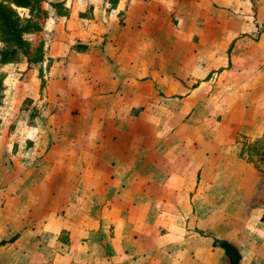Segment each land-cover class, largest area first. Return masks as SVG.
I'll use <instances>...</instances> for the list:
<instances>
[{
  "label": "crops",
  "instance_id": "crops-1",
  "mask_svg": "<svg viewBox=\"0 0 264 264\" xmlns=\"http://www.w3.org/2000/svg\"><path fill=\"white\" fill-rule=\"evenodd\" d=\"M110 1L74 23L65 8L48 57L15 63L40 113L16 134L29 196L25 177L0 186L10 233L28 211L47 227L27 232L77 243L47 264H230L216 239L264 264V0Z\"/></svg>",
  "mask_w": 264,
  "mask_h": 264
},
{
  "label": "rangeland",
  "instance_id": "rangeland-1",
  "mask_svg": "<svg viewBox=\"0 0 264 264\" xmlns=\"http://www.w3.org/2000/svg\"><path fill=\"white\" fill-rule=\"evenodd\" d=\"M62 3V6H56L55 3ZM95 3L97 5L100 4V0H42L41 2V8L30 10L27 8H17V11L20 15V18L22 20L23 24L31 23V24H39L40 30L33 31L31 33H25L24 37L26 40L27 45L30 46V52L28 55L21 54L20 61H24V66L28 68V70L32 67L31 64L36 63L40 60V57H48L47 55V45L45 43V40L43 39L45 36L44 32L46 29H48V26L50 25L51 29H56V27L61 28L62 24L70 23L68 20L72 19V22H79L80 20L86 21L87 17H90V15H93L94 17V7ZM111 4H113V1H110ZM88 6V7H87ZM68 11L67 17L69 19H64V17L61 16V13L64 12V9ZM62 11V12H60ZM72 12V13H71ZM72 16V18H70ZM80 19V20H78ZM61 21H64L63 23ZM71 21V20H70ZM71 23V24H73ZM72 27V26H71ZM75 28V27H74ZM45 29V30H44ZM51 29L47 32L50 33ZM44 32L43 35H41V32ZM37 35L38 37L42 38L41 40L38 39L37 41L32 37L33 35ZM36 37V36H34ZM36 44V45H35ZM5 43L1 41L0 39V52L5 49ZM50 49V47H49ZM19 61V62H20ZM15 63L14 64H8L3 65L0 63V77L4 76V84L7 86V89L5 91V97L2 100V104L0 106V186L2 184H8L9 182H13L14 178L16 177H25V185L27 188L23 191H19V195L23 196L26 194V196H29L30 194V183L32 182V176L29 172H24L20 174L16 170V155H18L21 151H23V165H26L25 161L29 160L28 164H31V154L28 153L29 151H32L33 149V141L30 139L21 141L16 136L17 133L25 134L26 122L28 124H33L36 117L39 115L40 110L34 106V98H26L25 100H22L18 97L17 92V84H18V69H16ZM33 68V67H32ZM21 71H19L20 73ZM26 72H28L26 70ZM25 73V72H24ZM25 76V75H24ZM30 76V75H29ZM42 76V74H40ZM23 77V76H22ZM24 78V77H23ZM35 77L32 82L35 84L38 82V85L40 86V89L45 85V78ZM40 82V83H39ZM18 101H23L22 104H19ZM23 125V128L20 130V125ZM20 130V131H19ZM27 164V165H28ZM18 172V173H17ZM22 172V171H20ZM7 196H15V193L13 191L10 192L7 191ZM6 194H3V197L6 196ZM30 207H27L29 209ZM38 209V207H37ZM36 209V210H37ZM31 209H29L30 211ZM33 210V211H36ZM28 214H24L29 216L28 220L31 219V222H22L20 226V230L10 233V230L13 229V220L9 217H14V212H9L8 215H1L0 214V229L6 231L7 234H5L0 239V262L2 264H18L21 261L25 262H38L39 264H47L46 261H52V255L53 256H60V254H51L46 253L44 249H47L46 247H55V246H64L66 245H72L75 246L73 240H70L69 238H65V233L61 232L63 235H60L58 238H54V236H46L44 232H36V234L31 233L30 231L27 232V228H37L38 226H42L41 223L46 222L40 221L39 217L37 218L39 221L35 220L31 214L26 211ZM47 217V216H46ZM8 218V219H7ZM42 218V216H40ZM6 219V220H5ZM6 221V222H5ZM3 223H6L3 225ZM189 223V220L188 222ZM4 226V227H3ZM44 228L45 226L44 223ZM27 229V230H26ZM25 233L24 237H20L21 234ZM15 234V238L12 237V235ZM64 236V237H62ZM1 237V236H0ZM14 240H11L13 239ZM85 240V239H84ZM106 242V241H105ZM106 244V243H105ZM21 246L23 251L25 252L23 254L19 253V250H21ZM137 246V245H136ZM38 252L32 253L31 250L34 248H38ZM139 248L138 246L136 247ZM63 254V253H62ZM61 256H64V254ZM68 255V254H67ZM70 257L73 256L70 254ZM88 255L81 254L79 258H81V261L84 260ZM107 257V256H105ZM104 257V258H105ZM23 259V260H22ZM51 259V260H47ZM73 262L76 260L72 257L71 258ZM77 262L79 264H83L82 262Z\"/></svg>",
  "mask_w": 264,
  "mask_h": 264
},
{
  "label": "trees",
  "instance_id": "trees-1",
  "mask_svg": "<svg viewBox=\"0 0 264 264\" xmlns=\"http://www.w3.org/2000/svg\"><path fill=\"white\" fill-rule=\"evenodd\" d=\"M41 2L42 0H0V39L6 46L0 52L1 64L16 63L20 61L21 54L28 55L30 46L27 45L24 34L40 30L39 24H23L16 7L33 11L41 8ZM55 5L62 6V3H55ZM4 79V76L0 77V106L7 89ZM215 244L225 250L230 259V264H241L242 254L234 243L226 239H216Z\"/></svg>",
  "mask_w": 264,
  "mask_h": 264
}]
</instances>
